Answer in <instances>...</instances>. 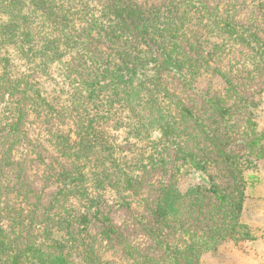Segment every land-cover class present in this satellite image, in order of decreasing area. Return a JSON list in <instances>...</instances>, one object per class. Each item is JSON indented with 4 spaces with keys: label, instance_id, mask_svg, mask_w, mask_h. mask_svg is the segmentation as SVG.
<instances>
[{
    "label": "trees",
    "instance_id": "obj_1",
    "mask_svg": "<svg viewBox=\"0 0 264 264\" xmlns=\"http://www.w3.org/2000/svg\"><path fill=\"white\" fill-rule=\"evenodd\" d=\"M188 1L0 0V102H5L0 105V153H7L21 139L28 111L36 105L50 106L33 80L40 72L47 74L50 65L64 71L63 82L67 80L68 85L64 83L59 90L65 98L57 114H45L42 120L67 115L71 125L63 131L58 126L51 129L52 123L47 130L54 153L66 166L58 174L57 190L44 206L39 226L42 241L16 246L0 233V264H109L88 237L91 221L100 223L108 244H122L121 232L99 209L100 196L111 192L130 209L127 192L139 177L130 166H120L106 127L110 121L120 124L139 140L159 132L165 143L177 137L175 109L193 117L186 107L172 102L175 94L163 82L164 74H172L188 86L201 67L198 58L202 56L192 54L190 46H205V42L199 37L190 40L180 10ZM257 5L263 18L262 37L249 26L215 15L202 24L201 29H208L201 34L206 40L209 32L219 31L211 33L218 40L206 51L208 59L228 39L264 55V0ZM177 13L179 18L174 16ZM14 53L30 73L12 70ZM209 102L211 109L226 116L225 125L230 127L229 109L215 100ZM243 104L248 107L247 101ZM248 123L250 129L243 134L253 136L248 145L254 146L260 159L264 157V130L252 117ZM219 153L230 169L238 167L236 158ZM7 157L1 155L0 160L7 161ZM175 157L176 172L161 184L149 205L155 252L135 256L134 261L202 264L205 253H217L227 244L243 248L257 240L255 217L245 211L246 199L254 197L264 181L256 158L238 168L233 188L225 190L192 150L177 146ZM148 159L153 166L165 163L162 157ZM189 175L201 179L181 188L180 178ZM74 202L84 210L73 209ZM124 245L131 248L130 242Z\"/></svg>",
    "mask_w": 264,
    "mask_h": 264
},
{
    "label": "rangeland",
    "instance_id": "obj_2",
    "mask_svg": "<svg viewBox=\"0 0 264 264\" xmlns=\"http://www.w3.org/2000/svg\"><path fill=\"white\" fill-rule=\"evenodd\" d=\"M162 1L148 0L150 4ZM257 2L258 0H189L184 5L181 4V15L185 19L184 26L188 27L186 32L190 40L199 37L205 42V46H190L192 54L202 56L198 58L201 65L198 75L189 79L190 85H183L172 74L163 76V82L175 94L171 98L172 102L177 101L193 115H181L172 105L175 109L172 114L178 125L177 137L173 138V142L164 143L159 132L152 133L148 139L139 140L125 132L122 125L109 122L106 130L115 146L120 166H130L139 181L127 192L128 195L126 194L130 209L111 192H104L100 196L103 203L99 209L110 217L111 224L121 232L119 241L122 243H117L115 247L112 243L108 244V240L102 236L100 223L92 220L88 237L102 260L109 264H137L134 261L135 256L155 252L150 233V228L153 227L149 205L161 184L166 183L176 172L177 146L190 149L199 155L205 169L215 177L221 189H232L233 175L238 176V168H244L251 162L256 161L263 175L264 157L256 158L254 146L248 145L253 136H246L243 132L250 129L248 121L251 117L258 123V128L264 130V55L254 53L248 46L228 39L224 40V45L219 46L208 59L206 51L211 50L212 43L218 40L211 33L219 34V31L209 32L207 40L205 36H201L202 32L206 33L208 30L201 29L202 24L212 20L215 15L220 20L249 26L262 37L260 30L263 18L257 10ZM174 16L179 18L178 13ZM196 18L201 20V24ZM252 55L254 57L251 58ZM10 57L12 70L24 75L30 73L27 65L23 63L24 60L17 58L18 54L14 53ZM47 70V74L40 72L38 76L34 75L33 80L34 86L40 90L50 106L36 105L28 111L21 127V139L10 151L0 153V156H8L7 161L0 160V233L16 246H21L26 241L34 244L42 241L39 226L44 206L50 195L57 190L58 174L65 165L54 153L47 130L55 123L51 129L58 126L67 131L71 126L67 124L69 119L67 115L62 119H59L58 115L54 120L42 119L45 114L51 117L57 114L56 111L65 98L59 90L64 83L68 85V82H63L62 69L50 65ZM28 94L29 92L25 93V100L30 97ZM210 99L217 101L218 106L229 109L231 119L227 124L230 127L225 125V115L219 114L217 108L211 109ZM244 100L248 102V107L243 104ZM4 104L5 102H0V105ZM6 148L7 144L3 150ZM219 151L228 154L230 158H236L238 167L230 169L231 166L222 161L223 156ZM150 156L155 161L162 157L165 163H156V166H153L149 163ZM200 179L195 175L181 177L179 185L184 188ZM72 208L84 210V207L76 202ZM126 242L131 243V248L124 245ZM231 246L232 244H227L217 253L203 254L202 264H228Z\"/></svg>",
    "mask_w": 264,
    "mask_h": 264
},
{
    "label": "crops",
    "instance_id": "obj_3",
    "mask_svg": "<svg viewBox=\"0 0 264 264\" xmlns=\"http://www.w3.org/2000/svg\"><path fill=\"white\" fill-rule=\"evenodd\" d=\"M264 179V171H263ZM245 211L255 217L254 223L258 229L259 237L243 248L231 246L228 264H264V181L257 189L254 197L245 202Z\"/></svg>",
    "mask_w": 264,
    "mask_h": 264
}]
</instances>
